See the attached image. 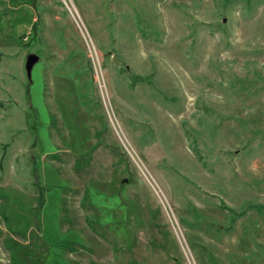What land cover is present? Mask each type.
<instances>
[{"label": "rangeland", "instance_id": "rangeland-1", "mask_svg": "<svg viewBox=\"0 0 264 264\" xmlns=\"http://www.w3.org/2000/svg\"><path fill=\"white\" fill-rule=\"evenodd\" d=\"M71 1L0 0V264H264V0Z\"/></svg>", "mask_w": 264, "mask_h": 264}, {"label": "water", "instance_id": "water-1", "mask_svg": "<svg viewBox=\"0 0 264 264\" xmlns=\"http://www.w3.org/2000/svg\"><path fill=\"white\" fill-rule=\"evenodd\" d=\"M222 22H224V20H222ZM37 61H38V56L35 54H28L25 57L23 70H24L25 78L28 82H30L31 69L37 63ZM237 152H238L237 150H234L232 154H237ZM120 183H125V180L124 179L121 180Z\"/></svg>", "mask_w": 264, "mask_h": 264}, {"label": "built area", "instance_id": "built-area-1", "mask_svg": "<svg viewBox=\"0 0 264 264\" xmlns=\"http://www.w3.org/2000/svg\"><path fill=\"white\" fill-rule=\"evenodd\" d=\"M63 8L68 12V14L71 16L75 24H78V21L80 22L79 16L75 10V7L71 0H58ZM81 23V22H80Z\"/></svg>", "mask_w": 264, "mask_h": 264}, {"label": "crops", "instance_id": "crops-1", "mask_svg": "<svg viewBox=\"0 0 264 264\" xmlns=\"http://www.w3.org/2000/svg\"><path fill=\"white\" fill-rule=\"evenodd\" d=\"M6 1V0H5Z\"/></svg>", "mask_w": 264, "mask_h": 264}]
</instances>
